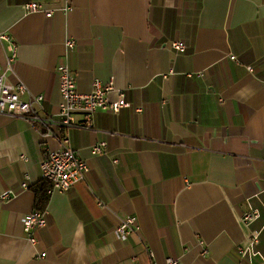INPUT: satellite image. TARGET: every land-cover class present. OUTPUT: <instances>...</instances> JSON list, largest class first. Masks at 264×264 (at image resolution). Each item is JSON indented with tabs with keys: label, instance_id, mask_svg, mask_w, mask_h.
<instances>
[{
	"label": "crops",
	"instance_id": "0c3cea01",
	"mask_svg": "<svg viewBox=\"0 0 264 264\" xmlns=\"http://www.w3.org/2000/svg\"><path fill=\"white\" fill-rule=\"evenodd\" d=\"M29 2L52 18L26 12ZM0 36L5 81L24 84L23 99L43 96L54 119L61 65L78 92L112 81L110 100L124 92L130 103L63 130L88 173L49 192L33 244L21 220L58 141L0 113V195L11 192L0 200V264H264V0H0ZM127 216L138 229L119 237ZM249 233L257 242L242 257Z\"/></svg>",
	"mask_w": 264,
	"mask_h": 264
},
{
	"label": "built area",
	"instance_id": "2783aa9c",
	"mask_svg": "<svg viewBox=\"0 0 264 264\" xmlns=\"http://www.w3.org/2000/svg\"><path fill=\"white\" fill-rule=\"evenodd\" d=\"M28 13H43L46 19H51L53 12L44 9L36 2H29L23 6ZM69 9V5L65 10ZM1 37V36H0ZM170 48L176 53H182L187 46L182 41H171ZM66 47L73 48L74 42L69 40ZM233 58V57H232ZM11 60H8V63ZM59 77L60 103L58 106L57 119L45 110V99L43 96H36L23 99L26 93V86L22 83L9 84L5 81L6 76L0 73V113L10 118H23L29 122L33 128H38L42 136L46 139L53 138L58 141V145L47 150L46 156L40 161L41 179L51 183V191L61 193L68 192L75 184L83 182L88 173V166L70 145L63 130L67 128L79 127L90 129L92 118L99 112L104 111L117 115L120 110L128 108L130 103L126 100L124 92H119L117 100H110L109 94L114 90L113 82L106 83L93 82L92 90L89 94L78 92L75 78L67 65L57 68ZM141 111V108H137ZM76 115H81L82 120H75ZM104 142H98L91 147L94 156L103 154ZM26 188V184L22 183ZM11 195L6 191L0 195V200L7 199ZM101 205V204H100ZM257 217L256 212L245 214L240 218L241 223L248 224ZM22 230L27 235L29 243L33 244L35 238L33 233L38 228L46 225L44 211H32L23 216ZM138 227L134 216H127L122 219L116 227L115 232L119 237L133 234ZM257 234L249 233L238 244L237 249L242 257L249 254L252 246L257 242ZM45 254H42L44 256ZM165 264H179L177 259L167 258Z\"/></svg>",
	"mask_w": 264,
	"mask_h": 264
},
{
	"label": "trees",
	"instance_id": "16d2710c",
	"mask_svg": "<svg viewBox=\"0 0 264 264\" xmlns=\"http://www.w3.org/2000/svg\"><path fill=\"white\" fill-rule=\"evenodd\" d=\"M33 189L36 202L35 211H45L50 198L49 192L52 189L51 183L42 179L34 186Z\"/></svg>",
	"mask_w": 264,
	"mask_h": 264
}]
</instances>
